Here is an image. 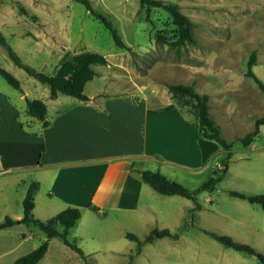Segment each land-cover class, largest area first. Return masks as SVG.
I'll return each instance as SVG.
<instances>
[{"label":"rangeland","instance_id":"obj_1","mask_svg":"<svg viewBox=\"0 0 264 264\" xmlns=\"http://www.w3.org/2000/svg\"><path fill=\"white\" fill-rule=\"evenodd\" d=\"M90 1L96 11L111 19L127 48L117 47L109 30L74 0H2L0 31L23 62L46 73L54 72L60 57L91 50L132 70L137 82L151 87L155 102L168 96L175 103L166 83H192L196 91L208 94L210 116L227 141L252 130L254 119L264 115V94L245 75L249 55L255 52L252 69L264 82V0H164L178 4L192 22L194 41L173 47L170 41L176 39V27L165 9L141 7L139 0ZM0 66L22 87V91L14 88L0 75V169L10 170L0 176L1 221L5 214L11 217L18 207L22 212V200L18 201L20 179L28 181L33 174L22 168L11 169L23 161L11 154L12 149H19L17 140L12 139V125L18 122L28 129L25 96L47 103L51 98L48 85L16 65L1 44ZM259 129L255 141L246 147L234 141L222 179L212 190L196 192L199 208L190 212L193 200L174 196L164 201L165 196L154 192L160 198L151 203L161 219L176 216L180 225L185 224L177 239L164 237L147 242L135 252V242L123 234L114 216L107 211L98 214L80 208L83 215L70 229L68 238L76 240L86 259L53 237L37 264H217L219 250L238 253L246 264H255L258 260L254 255L225 247L203 229L227 234L220 230L230 216L246 218L262 213L258 205L230 194V190L264 193V124ZM225 156L226 151L218 143L198 135L196 124V189L221 167ZM186 182L193 188V182ZM46 190L44 184L36 198L39 207L42 198H48ZM157 224L160 222L154 226ZM0 230V264H12L13 257L26 254L47 239L38 227L20 222ZM138 235L143 237L145 233ZM248 240L264 244L260 238ZM250 242L246 243L253 246Z\"/></svg>","mask_w":264,"mask_h":264},{"label":"crops","instance_id":"obj_2","mask_svg":"<svg viewBox=\"0 0 264 264\" xmlns=\"http://www.w3.org/2000/svg\"><path fill=\"white\" fill-rule=\"evenodd\" d=\"M106 59L107 64H100L101 67L93 65L96 73L84 86L88 100L58 94L50 103L43 100L47 106V125L28 114L27 130L18 122L12 125V139L17 140L19 149H12L11 154L23 161L11 169L33 173L28 181L20 179L18 201L22 200L27 184L37 180L39 189L33 207L36 218L47 219L67 206H76L98 214L107 211L122 227L123 234L130 231L137 236L141 232L146 235L153 227L174 232L180 226L179 220L176 216L161 219L151 203L160 198L158 192L142 180L139 171L159 170L188 188L186 181L193 182V188L189 189L195 190L196 126L192 117L168 96L153 101L148 84L137 82L136 75L123 64ZM91 82L94 83L88 88ZM9 171L7 167L1 168L0 176ZM44 184L48 198L43 197L39 207L36 198ZM162 195L164 201L180 196ZM186 205L190 207L189 201ZM261 210L262 213L256 211L255 217L230 216L220 233L245 243L250 242L249 237L264 240V210ZM45 212H50V216H44ZM21 213L18 207L11 217L19 220ZM157 221L160 224L154 226ZM250 243L264 253V244ZM219 251L217 264L247 262L238 253ZM15 259H11L12 263Z\"/></svg>","mask_w":264,"mask_h":264},{"label":"trees","instance_id":"obj_3","mask_svg":"<svg viewBox=\"0 0 264 264\" xmlns=\"http://www.w3.org/2000/svg\"><path fill=\"white\" fill-rule=\"evenodd\" d=\"M1 1L2 0H0V2ZM74 1L83 4L85 9L89 11V14L109 30L117 47L127 48V45L114 27L111 19L106 14L96 11L92 7L90 0ZM139 4L141 7H161L170 14L172 22L176 27V39L170 41V46L173 47L194 41L192 22L190 18L179 9L178 4L165 2L164 0H139ZM0 44L6 49L8 56L16 65L22 67L29 75L33 76L38 81L48 85L50 98H55L58 94H66L79 100H88V96L84 92V86L96 73L93 65L107 64V59L103 54L96 51L83 50L69 56L61 57L54 72L46 73L36 70L31 65L23 62L1 31ZM255 64V52H252L248 58L245 75L252 78L259 90L264 94V82L252 69ZM0 75L14 88L22 91L20 81L12 73L1 66ZM166 87L180 110L192 117L195 126L197 124L198 135L205 139L215 141L226 151L225 159L221 161V167L217 168L220 171L217 172V169L214 170L213 175L207 181L201 183L195 190L189 189L182 183L168 178L159 170L143 169L139 171L142 180L156 192L165 195L175 194L192 199L194 201V206L190 208L191 212V210L200 207V205L196 203V192L200 190H212L222 179L228 167V158L231 154V148L234 141L236 140L240 142L244 147L255 141L260 131V125L264 124V115L254 119V127L252 130L246 132L242 136L236 137L233 141H227L221 135L218 123L210 116L209 96L207 93L196 91L192 83L184 84L168 82L166 83ZM25 110L29 116L42 121L43 126L48 124V121L45 120L47 106L41 98H28L25 96ZM38 189L39 182L37 180H31L27 184L21 202L22 216L19 220H16L9 215H5L3 220L0 221V229L11 227L15 223L20 222L38 227L47 236V239L41 241L37 247L26 254L17 257L12 264H37L47 251L49 239L53 237L60 238L64 244L77 252L83 259H86V255L78 246L76 240L68 238L70 229L75 226L81 216V209L76 206H67L47 219L36 218L33 215V207L34 197ZM230 194L245 199L250 203L258 204L264 210V193L247 194L237 190H230ZM92 208L95 209V207ZM184 226L185 224L180 225L174 232H171L168 228L153 227L142 238L130 231H127L125 236L135 242V252H138L144 243L152 242L155 238L164 236L177 238L183 231ZM203 231L226 247L245 254L255 255L257 260L264 264V253L258 251L250 244L237 241L228 234H219L206 229H203Z\"/></svg>","mask_w":264,"mask_h":264}]
</instances>
